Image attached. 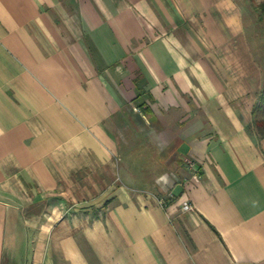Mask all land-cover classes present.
I'll return each instance as SVG.
<instances>
[{"label": "crops", "instance_id": "0c3cea01", "mask_svg": "<svg viewBox=\"0 0 264 264\" xmlns=\"http://www.w3.org/2000/svg\"><path fill=\"white\" fill-rule=\"evenodd\" d=\"M243 28L237 0H0V264H264ZM139 135L156 193L114 154Z\"/></svg>", "mask_w": 264, "mask_h": 264}, {"label": "rangeland", "instance_id": "374dc122", "mask_svg": "<svg viewBox=\"0 0 264 264\" xmlns=\"http://www.w3.org/2000/svg\"><path fill=\"white\" fill-rule=\"evenodd\" d=\"M237 3L240 6L244 26L243 29L247 41L250 43L251 47H253L255 54L258 55L259 59L261 58L264 64V0H237ZM262 97L263 99H261ZM254 117L255 119L264 118L263 91L259 96V101L255 105ZM143 139H145V136L139 135L138 137H134L133 140H130L131 142L125 140L127 142L125 144L120 141L122 142V146H119L114 154L115 157L121 159L119 160V169L121 173L127 174L128 170L126 168L130 167V165L136 166L137 172L141 173V177H139V182L137 183L138 186L141 188H148L156 193L160 190L151 187L149 184L147 185V182L150 181V179L147 178L149 171L145 169L148 163H146V155L149 153V155H151L150 157L154 156V149L150 145H147ZM133 144H136V146H132ZM149 165L150 163H148V166ZM120 180L124 179L121 178ZM61 198L65 199V202L71 203L68 196L61 195ZM76 201L77 200H74V202Z\"/></svg>", "mask_w": 264, "mask_h": 264}, {"label": "built area", "instance_id": "2783aa9c", "mask_svg": "<svg viewBox=\"0 0 264 264\" xmlns=\"http://www.w3.org/2000/svg\"><path fill=\"white\" fill-rule=\"evenodd\" d=\"M184 164L187 166V167H189V168H191V167H193V165H194V163L191 161V160H185L184 161ZM167 197H171V196H173V193L171 192V191H169L168 193H167V195H166ZM159 203H161V204H165V199L164 198H160L159 199ZM181 207L183 208V209H189V208H191V204H190V202L189 201H184L183 203H182V205H181Z\"/></svg>", "mask_w": 264, "mask_h": 264}, {"label": "trees", "instance_id": "16d2710c", "mask_svg": "<svg viewBox=\"0 0 264 264\" xmlns=\"http://www.w3.org/2000/svg\"><path fill=\"white\" fill-rule=\"evenodd\" d=\"M262 91L264 93V86H263V90ZM261 99H263V97ZM254 126H255V129L257 130L258 134L260 136H264V118L254 119ZM169 198H172V196L164 198L165 199V203H167V200Z\"/></svg>", "mask_w": 264, "mask_h": 264}]
</instances>
